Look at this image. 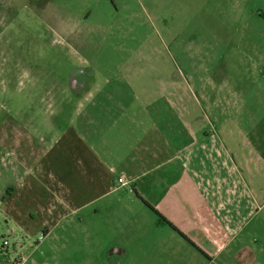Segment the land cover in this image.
Instances as JSON below:
<instances>
[{
    "label": "rangeland",
    "instance_id": "obj_1",
    "mask_svg": "<svg viewBox=\"0 0 264 264\" xmlns=\"http://www.w3.org/2000/svg\"><path fill=\"white\" fill-rule=\"evenodd\" d=\"M176 82L196 120H211L221 137L227 129L230 145L246 134L264 160V0H0V138L10 139L0 141V168L31 164V146L16 148L13 136L19 112L38 124L40 141L32 172L0 176V192L24 184L0 200V247L9 245L0 264H207L135 184L89 203L96 190L81 188L63 137L77 101L111 95L99 88L140 104ZM159 175L141 178L150 203Z\"/></svg>",
    "mask_w": 264,
    "mask_h": 264
},
{
    "label": "crops",
    "instance_id": "obj_2",
    "mask_svg": "<svg viewBox=\"0 0 264 264\" xmlns=\"http://www.w3.org/2000/svg\"><path fill=\"white\" fill-rule=\"evenodd\" d=\"M179 85L169 84L166 93L147 92L140 104H123L119 101L122 97L116 95L122 91L117 88L97 89L99 95L111 94L104 101L76 102L63 137L65 148L79 160L81 188L96 190L89 199L91 203L121 187L139 184V191L132 186L133 192L174 225L178 231L171 228L186 238L207 264H264L259 255L264 254V243L258 241L260 237L264 240V184L256 183L264 172V160L247 147L246 134L240 133L239 144L230 145L233 135L227 129H222L221 137L214 132L211 120H196L194 106L185 105L178 96ZM6 89L3 86V91ZM90 93L88 90L84 94ZM17 116L21 119L15 120L16 148H22L23 142L31 146L30 154L26 153L31 164L19 161L6 171L0 168V176L15 174L22 180L23 175L32 172L34 159L38 161L40 141L39 133L32 134L38 124L23 112ZM2 140H10L6 132ZM156 173L159 178L151 184L162 191L155 198L150 196V203L141 196V178ZM121 178L127 185H120ZM4 184L0 192V200L4 201L13 190L24 187L22 183ZM220 253H236L238 257L229 256L223 261Z\"/></svg>",
    "mask_w": 264,
    "mask_h": 264
},
{
    "label": "trees",
    "instance_id": "obj_3",
    "mask_svg": "<svg viewBox=\"0 0 264 264\" xmlns=\"http://www.w3.org/2000/svg\"><path fill=\"white\" fill-rule=\"evenodd\" d=\"M68 87H70V86H68ZM68 114H69V112H68ZM71 116H72V115H71ZM71 116H70V117H71ZM70 117L67 118V119H70ZM145 203H146V202H145ZM146 204H147V203H146ZM147 206H148L150 209H152L153 211H155V213L160 217V219H161V221H162L163 223H166L167 225H169L170 227H172L174 230L178 231V230L175 228L174 225H172L169 221H167L165 218H163V217L159 214V212H158L157 210H155L153 207H151V205L147 204Z\"/></svg>",
    "mask_w": 264,
    "mask_h": 264
},
{
    "label": "built area",
    "instance_id": "obj_4",
    "mask_svg": "<svg viewBox=\"0 0 264 264\" xmlns=\"http://www.w3.org/2000/svg\"><path fill=\"white\" fill-rule=\"evenodd\" d=\"M119 183L126 185V184H124L125 182L122 178L119 179ZM7 245H8L7 242H5L4 245L2 247H0V254H4V252L6 251L5 246H7Z\"/></svg>",
    "mask_w": 264,
    "mask_h": 264
},
{
    "label": "flooded vegetation",
    "instance_id": "obj_5",
    "mask_svg": "<svg viewBox=\"0 0 264 264\" xmlns=\"http://www.w3.org/2000/svg\"><path fill=\"white\" fill-rule=\"evenodd\" d=\"M78 84H79V83L74 82V80H71L70 88L76 89L78 86H80V84H79V85H78Z\"/></svg>",
    "mask_w": 264,
    "mask_h": 264
}]
</instances>
